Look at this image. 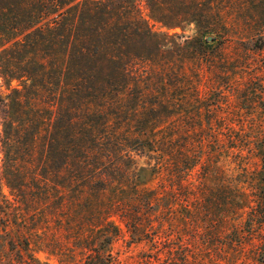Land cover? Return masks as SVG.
Segmentation results:
<instances>
[{"label":"trees","instance_id":"16d2710c","mask_svg":"<svg viewBox=\"0 0 264 264\" xmlns=\"http://www.w3.org/2000/svg\"><path fill=\"white\" fill-rule=\"evenodd\" d=\"M144 4L149 18L168 28L194 14L182 10L167 18L159 0ZM207 36L176 43L177 34L152 30L142 16V0H0V74L18 81L9 93H0V264H49L30 246L47 239L49 218H59L64 203L77 205L74 218L73 211L66 215L77 226L69 262L80 254L75 264H113L109 248L118 233L109 219L113 202L122 210L138 203L141 170L160 178L155 188L142 186L143 208L167 206L180 196L184 205L193 204L187 217L197 224L213 216L229 222L248 207L247 233L234 224L225 233L254 244L253 228L264 226V130L255 136L236 129L229 113L225 131L216 133L180 129L169 119L189 112L175 100L185 99L194 87L191 78L198 80L206 70L209 90L227 103L228 94L244 106L264 102L261 79L248 71L247 49L224 57L229 39ZM167 38L173 39L174 52L185 54L181 65L162 61L163 53L173 52L165 50ZM124 114L167 125L141 131L114 126L110 117ZM220 134L225 146L218 144ZM222 148L226 157L218 165ZM247 154L259 160L254 168ZM137 155L144 160L140 167ZM241 177L255 179L250 184L255 199L238 186ZM216 180L225 199L219 215L212 211ZM128 184L130 193L124 191ZM188 262L200 264L187 259L181 264Z\"/></svg>","mask_w":264,"mask_h":264},{"label":"rangeland","instance_id":"374dc122","mask_svg":"<svg viewBox=\"0 0 264 264\" xmlns=\"http://www.w3.org/2000/svg\"><path fill=\"white\" fill-rule=\"evenodd\" d=\"M159 1L162 3L163 11L161 12L164 17L168 18L171 14L174 16L181 15L182 10L185 12L194 10V14L189 16L192 17L190 18L191 21H183L178 27L168 28L162 23L149 18L148 10L145 8L144 0H142V16L147 18L152 30L165 32L168 35L177 34L179 37L174 39L176 43L181 42L184 37L198 35L216 37V40L229 39V42L225 43L227 46L224 49L225 54L223 56L235 55L237 50L247 49L251 59L248 71L258 75L264 89V0ZM192 3L195 5H190ZM163 43L166 45L165 50L171 48L168 51H173V39L167 38ZM215 43L213 42V44ZM262 44L263 46H261ZM180 54L176 50L170 56L165 52L162 55V61H172L173 65H181L186 56ZM208 74L206 70L205 75L200 76L198 80L192 77L194 86L191 88L192 91L181 102L178 99L175 100V102L181 104V107H186L189 112L187 114H174L169 118L172 122L171 125L178 126L180 129L195 127L216 133L219 128H221L220 131H225V117L226 113H229L232 116V125L236 129L241 127L248 130L251 133L249 135L255 136L258 135L256 132L259 129L264 130V118L262 117L264 115V102H255L244 106L242 102L240 104L242 100L228 94L227 103L214 90H209V82H206ZM240 75L238 74V78H240ZM247 77L248 75L244 73L243 80ZM17 84L18 81H9L0 74V93L3 95L9 93L10 89L16 87ZM166 88L169 89L167 95L173 99L175 96L170 95L172 88ZM124 103H126L125 100ZM110 118L113 119L114 126L132 131H141L143 126L164 127L167 125V122L144 124L142 123V115L127 114L122 117L112 115ZM240 124L241 126H239ZM213 141L208 144L209 148L216 143ZM217 141L218 144L226 145V138L221 134L218 135ZM217 156L219 159L218 165H223L226 157L225 148H222ZM135 158L138 167L142 166L144 161L142 156L137 155ZM245 158L246 161L250 162L248 166L254 168L253 163L258 160L257 157L247 154ZM152 177L150 172L142 173V170L139 171L137 189L139 190L138 193L141 194L137 197L139 200H137V204L124 205L122 210L117 208V201L113 202L112 215L109 219L118 228V233L112 239L109 248L113 264H181L183 259L195 260L200 264H264V242L261 243L264 240V226H261V229L258 230L257 227L253 228L256 231L254 233H258L254 235L256 237L253 239V245L247 242L246 237L236 240L238 238L233 233H225L226 228H229L228 231H230L233 224L237 226L240 234L247 233L248 228L245 221L249 216L248 207L239 209V216L232 215L234 219L229 222H225L219 216H213V221L210 219L200 220L197 224L188 220L187 217L192 213L193 204L191 207L184 205L185 202L182 203L183 197L180 196H177L178 202L167 206H162L159 202L158 205L153 204L152 207L143 208L139 204L142 198L140 197L142 196V186L152 189L160 182L158 176ZM143 181H145V184H143ZM255 182V179L250 180L249 177L240 178L238 186L244 191L248 199H255L252 197L253 189L250 187V184ZM215 185H217V188L212 191L214 203L212 204V211L214 215H219L225 210L223 207V201H225L224 191L220 188L222 185L221 180H216ZM131 186L132 184L125 186L124 191L130 193ZM3 191L6 194L8 193L5 186H3ZM157 197H163L164 200L170 198V196H163L162 194L157 195ZM68 199H71V197L66 194L67 203ZM116 200L118 199L116 198ZM66 205L64 203L59 218L54 216L49 218L47 239L42 244L32 243L30 246L33 255L42 262L75 264L74 262L79 261L82 257L80 254H76L73 263L69 262L71 249L77 244L76 236H74L76 230L73 229L77 226H74L71 218L69 216L67 218L66 215L73 211L72 217L74 218L77 205L73 204L72 209L71 206L67 207ZM133 207L137 211L133 212ZM131 214L135 215V219L129 216ZM255 225L253 223V226ZM188 264L193 263L188 262Z\"/></svg>","mask_w":264,"mask_h":264},{"label":"water","instance_id":"95a60500","mask_svg":"<svg viewBox=\"0 0 264 264\" xmlns=\"http://www.w3.org/2000/svg\"><path fill=\"white\" fill-rule=\"evenodd\" d=\"M207 39H208V40H211L212 38H211V36H208Z\"/></svg>","mask_w":264,"mask_h":264}]
</instances>
